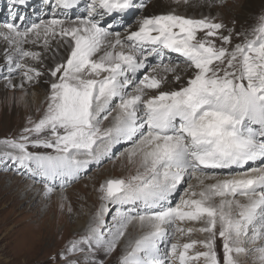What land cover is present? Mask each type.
Returning <instances> with one entry per match:
<instances>
[{"label": "snow or ice", "instance_id": "1", "mask_svg": "<svg viewBox=\"0 0 264 264\" xmlns=\"http://www.w3.org/2000/svg\"><path fill=\"white\" fill-rule=\"evenodd\" d=\"M42 2L49 11L23 23L27 0H8L0 23L4 87L47 89L42 115L0 141L9 149L0 155L46 197L122 144L135 168L100 183L85 232L52 259L105 264L101 254L115 253L135 224L143 232L117 264H240L241 254L264 264V15L252 38L233 44L235 29L212 16L142 14L135 27L121 18L146 12L147 0H87L74 17L81 0ZM193 223L201 226H185ZM194 232L206 236L173 242Z\"/></svg>", "mask_w": 264, "mask_h": 264}, {"label": "rangeland", "instance_id": "2", "mask_svg": "<svg viewBox=\"0 0 264 264\" xmlns=\"http://www.w3.org/2000/svg\"><path fill=\"white\" fill-rule=\"evenodd\" d=\"M246 1L214 0L215 14L217 15L215 18L223 21L229 28H237H234L233 44L242 41V38L252 37L251 34L250 36L243 34L244 28L248 26L246 24L248 18H251L250 23L256 27L258 26L259 17L264 15V0H257L256 4L250 8H248ZM86 2L87 0H81L79 7L70 10V15L74 17L83 14L82 10ZM147 3L149 7L146 12L132 9L122 14L121 18L135 27L136 20L140 15L149 14L153 10H159L158 14H166L169 11L175 14L181 13L176 9L175 5L177 3H174V0H147ZM20 8H23V10L19 9V11L25 14L27 18L23 23H28L32 19L36 20L42 12L49 11L43 5L42 0H32L30 5L27 7L20 6ZM223 9H226L227 14H230L228 19H221L224 18ZM247 13L250 14V17L246 19L243 14L247 15ZM179 15L193 18V16L186 14ZM8 19V0H0V23ZM106 19L110 20L111 18ZM121 29L118 28L117 30ZM236 34H239V36ZM170 55L173 60L181 59L177 57V54ZM184 67L185 65L181 62L182 69L180 68V71L182 74H185L183 73ZM6 74V70L0 68V76ZM0 83L3 87L2 79H0ZM43 92L44 95H41V98L38 99L39 103L28 106L25 110L26 108H23L25 100L22 99L21 101V89H8L5 87L1 89L0 141L4 138L17 137L21 130L28 125L29 118L36 120L42 115L47 105V89H44ZM110 120L111 118L105 122L104 126H108ZM126 147H128L127 144L117 146L114 149L116 155L111 159H105L99 164L91 165L90 169L83 173L79 179L70 182L63 190L57 187L48 197L43 194V185L36 178L21 174V171H18L16 165L10 159L0 155V264H59V258L57 260L52 258L57 253L62 252L69 241L78 238L85 232L86 228L79 230L77 227H85L87 222L91 220L95 210L99 208L101 193L98 189L100 183L107 178L126 177L134 174L135 168L126 163V157L119 155ZM6 150L9 149L0 144V153ZM221 175L227 174L224 172ZM195 181V179H192L190 182L196 185ZM184 187H187V185L185 184ZM182 191L183 189H181ZM24 193L28 196L25 197ZM178 200L179 194L176 195L173 203L178 202ZM62 203L64 205L63 209L60 207ZM69 206L72 209L71 212L68 211ZM108 209L114 214L115 205L108 204ZM108 219L110 221L111 217L109 216ZM185 226L199 228L201 225L193 223ZM142 232L143 230L137 225H130L115 253L106 257L101 254L100 258L105 259V264H117L128 240L138 237ZM205 236L206 234L200 232H194L190 237L177 235L173 238V242L178 239L183 243L189 239H204ZM244 246L247 247L248 245ZM195 250L203 251L204 249L197 246ZM216 250L222 258V241L219 238L216 242ZM192 253L193 250H190V254ZM70 255L73 257L80 256L79 253ZM80 259L82 260L83 257L80 256ZM237 259L240 264H255L254 257L251 254H241ZM197 264H203V260L201 259Z\"/></svg>", "mask_w": 264, "mask_h": 264}, {"label": "bare ground", "instance_id": "3", "mask_svg": "<svg viewBox=\"0 0 264 264\" xmlns=\"http://www.w3.org/2000/svg\"><path fill=\"white\" fill-rule=\"evenodd\" d=\"M176 0H174V3H177L176 5H175V7H176V9L178 10V11H180L181 13H178V14H186V15H189V16H193V18L194 19H198V18H202L203 16H212V17H215V16H217L215 13V8H214V0H177L176 2H175ZM256 2H257V0H247L246 1V3H247V6H248V8H250V7H253L255 4H256ZM151 3V2H150ZM172 3H173V1H172ZM166 5V4H165ZM173 5V4H172ZM168 6V5H167ZM169 7V6H168ZM174 7V8H175ZM171 8V7H170ZM162 10V9H161ZM246 10H248V9H246ZM159 10H153L151 13H149V14H158L159 12H158ZM20 12V11H19ZM172 12V11H171ZM223 16H224V18H221V19H228L229 18V16H230V14L228 13L227 14V12H226V9H223ZM245 13L247 12V11H244ZM22 13V12H21ZM164 14V13H163ZM243 16H245V18L247 19V17H250V14H248L247 13V15L246 14H243ZM255 19V18H254ZM33 20H35V19H32V21ZM250 20H251V18H248L247 19V27H245L244 28V32H243V34L244 35H249L250 36V32L252 31V24L250 23ZM18 22V21H17ZM254 27V26H253ZM235 28V27H234ZM235 29H237V28H235ZM123 29H121V31H122ZM241 30V29H240ZM199 35H201L200 33H198V36ZM233 35H234V33H233ZM243 37V36H242ZM252 38V37H251ZM239 39V38H238ZM243 40H244V38H242V41L240 40V42H243ZM237 41V40H236ZM217 44H218V46H219V41H217ZM26 48L28 47V46H25ZM30 50H40L39 48H34V49H30ZM0 55H2V53H0ZM182 69V68H181ZM169 75V78L171 77V75L172 74H168ZM183 75H185V77L187 76V73H185V74H183ZM18 78V77H17ZM2 85V83H0V92H1V89H3V87H4V85H3V87L1 86ZM170 86H174V85H171V84H169V85H166L165 87H170ZM44 89H46V87H44V86H37V87H34V88H29L28 89V92H29V94L27 95V96H24V93H23V90H22V96H24V98H23V100H25V102H24V104H23V108L25 109V110H27V108H28V106H32V105H36V104H38L39 103V101H38V99H39V97L41 98V95L43 96L44 95V92H43V90ZM5 90V89H4ZM21 101H22V99H21ZM30 109V108H29ZM233 171V173H235L236 171H238L237 169H233L232 170ZM224 174V173H223ZM226 174H227V172H226ZM207 182H211V181H206V183ZM196 185H197V181H195L194 182ZM28 193V192H27ZM31 194V193H30ZM24 195H25V197H27L28 196V194L26 195L25 193H24ZM24 197V198H25ZM68 200V199H67ZM71 202V201H70ZM88 223H89V221L87 222V224H86V226L85 227H83V226H81V227H77V229H85V228H87V225H88ZM76 228V227H75ZM83 229V230H84ZM82 233V232H81Z\"/></svg>", "mask_w": 264, "mask_h": 264}]
</instances>
